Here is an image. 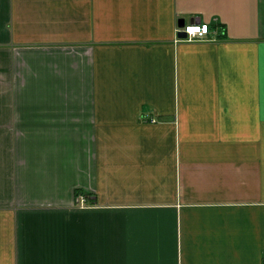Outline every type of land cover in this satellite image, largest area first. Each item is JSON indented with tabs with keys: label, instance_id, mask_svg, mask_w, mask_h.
I'll use <instances>...</instances> for the list:
<instances>
[{
	"label": "crops",
	"instance_id": "1",
	"mask_svg": "<svg viewBox=\"0 0 264 264\" xmlns=\"http://www.w3.org/2000/svg\"><path fill=\"white\" fill-rule=\"evenodd\" d=\"M0 264H264V0H0Z\"/></svg>",
	"mask_w": 264,
	"mask_h": 264
},
{
	"label": "built area",
	"instance_id": "2",
	"mask_svg": "<svg viewBox=\"0 0 264 264\" xmlns=\"http://www.w3.org/2000/svg\"><path fill=\"white\" fill-rule=\"evenodd\" d=\"M186 34L187 37L182 40L192 41V40H201L207 34H209L210 28L206 23H189L181 28ZM180 30V29H179ZM148 121L156 122V119L152 116L145 115ZM81 204L84 203V197L82 195H77L76 201H80Z\"/></svg>",
	"mask_w": 264,
	"mask_h": 264
},
{
	"label": "water",
	"instance_id": "3",
	"mask_svg": "<svg viewBox=\"0 0 264 264\" xmlns=\"http://www.w3.org/2000/svg\"><path fill=\"white\" fill-rule=\"evenodd\" d=\"M184 24H185V22L182 19L178 22L179 27L184 26ZM178 36L180 38H185L186 37V33L184 31H180L179 34H178Z\"/></svg>",
	"mask_w": 264,
	"mask_h": 264
},
{
	"label": "rangeland",
	"instance_id": "4",
	"mask_svg": "<svg viewBox=\"0 0 264 264\" xmlns=\"http://www.w3.org/2000/svg\"><path fill=\"white\" fill-rule=\"evenodd\" d=\"M77 195H78V193H77ZM85 201V200H84ZM78 202V201H77ZM80 202H81V200L78 202L79 204H80ZM84 204V203H83Z\"/></svg>",
	"mask_w": 264,
	"mask_h": 264
}]
</instances>
